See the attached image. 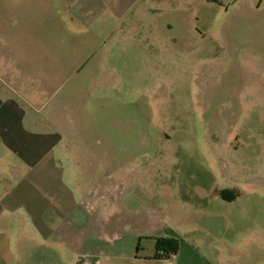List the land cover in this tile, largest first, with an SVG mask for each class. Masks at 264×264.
I'll list each match as a JSON object with an SVG mask.
<instances>
[{
	"label": "rangeland",
	"instance_id": "1",
	"mask_svg": "<svg viewBox=\"0 0 264 264\" xmlns=\"http://www.w3.org/2000/svg\"><path fill=\"white\" fill-rule=\"evenodd\" d=\"M0 47L65 144L11 196L0 173V264H264V0H0Z\"/></svg>",
	"mask_w": 264,
	"mask_h": 264
},
{
	"label": "crops",
	"instance_id": "2",
	"mask_svg": "<svg viewBox=\"0 0 264 264\" xmlns=\"http://www.w3.org/2000/svg\"><path fill=\"white\" fill-rule=\"evenodd\" d=\"M3 54V50L0 47V59ZM3 77L5 76H0V151L10 158L5 161L0 157V173L6 177V181L11 182L10 189L4 190V194L11 196V192L18 187L19 183H32L37 181L33 177H29L28 172L36 170L50 150L55 148L56 145L58 146V144H60L62 149L65 148L64 143L56 142V140H59L60 134L64 132V129L59 123L57 124L58 129H34L33 126L38 124L39 117L23 106V97ZM35 195L38 198L34 200H39L42 204L40 213L43 214L49 208V196L44 193ZM23 204L21 202L12 205L8 200L6 204H0V214L5 216L7 223L5 224L8 228V231L2 232L1 238H6L9 245L12 244V239L16 241L21 236V233L14 232L16 227L12 225L11 221L13 220L17 207ZM50 204L51 208H54L57 212L60 210L58 213H66V207L63 201L61 203ZM65 224L66 220L63 221L60 227L62 233L57 234L59 235L57 237L61 240L59 242L63 246L66 242V234L64 232L66 230ZM33 226L31 229L34 232L32 231L31 236L36 237L41 243L50 245L54 243L50 236L52 233L49 231L50 229L54 230L52 225L49 228L50 225L48 223L41 224L40 222V224L38 223ZM9 231L13 232L9 233ZM8 253L9 258L2 261V264H8L14 259L12 250L8 249Z\"/></svg>",
	"mask_w": 264,
	"mask_h": 264
},
{
	"label": "trees",
	"instance_id": "3",
	"mask_svg": "<svg viewBox=\"0 0 264 264\" xmlns=\"http://www.w3.org/2000/svg\"><path fill=\"white\" fill-rule=\"evenodd\" d=\"M177 244L174 238H155L154 251L152 258L162 259L169 257L170 254L176 252Z\"/></svg>",
	"mask_w": 264,
	"mask_h": 264
}]
</instances>
